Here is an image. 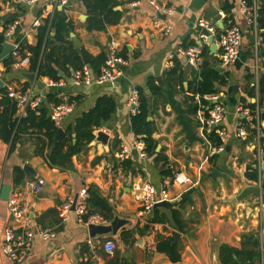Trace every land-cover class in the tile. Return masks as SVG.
<instances>
[{
	"label": "crops",
	"instance_id": "0c3cea01",
	"mask_svg": "<svg viewBox=\"0 0 264 264\" xmlns=\"http://www.w3.org/2000/svg\"><path fill=\"white\" fill-rule=\"evenodd\" d=\"M150 1L116 0L112 10L120 13L119 20L97 30L88 28L89 19L94 15L83 0H36L33 3L0 0V32L4 26L7 30L12 27L9 35L4 31L5 41L16 44L13 32L20 24L17 35L23 42L35 45L42 19L58 10L72 23L68 39L75 47L91 55L104 53L106 56L109 43L113 42L116 52L126 60L120 66V77L113 84H98L95 78L99 71L93 70H90L89 84H75L71 76L73 69L69 67V74L58 71L62 84L55 86L47 85L49 77H38L30 71L29 64L16 66L17 58L6 72L0 60V80H3L0 87L7 84L28 89L43 102L48 95L61 103L72 104V112L64 117L61 126L73 123L81 112L94 106L99 96L106 95L114 103L110 117L98 128L108 134L107 144L92 140L72 157L71 170L49 167L42 156L33 154L31 141L22 146L17 143L10 151V143L0 139V190L4 184L10 185L8 197L16 196L32 228L55 231V236L49 239L35 237L20 263L9 260L0 249V264H106L116 256L126 257L127 264H220L217 252L220 244L240 247L243 235L248 233L256 234L264 244V182L261 180L264 91L260 90V83L264 82V26H257V19L256 24L248 23L239 9L240 0H154L172 8L173 12L168 15L158 12ZM261 1L252 0V5L258 8ZM200 18L216 25L220 31L236 25L241 33L238 58L228 65H219L217 48L215 53L209 51L212 57L208 59L215 62L214 68L220 67L219 73L225 76V82L216 84V90L221 92L227 111L222 124L226 132L224 150L213 156L208 152L218 139L203 125L206 111L202 104L206 94L193 93L189 88L190 82L198 76L199 66L190 64L180 52L197 43ZM164 24L170 26L166 34L162 33ZM53 34L51 30L50 35ZM205 46L209 50V44L203 45V49ZM172 68L175 75L170 76ZM27 74L33 77L30 79ZM133 88L146 97L149 110L146 120L153 129L155 151L163 159L158 162L154 160L155 153L148 154L144 141L132 130L126 102ZM249 103L255 104L251 109H258V119L253 123L243 121L236 113L238 106ZM53 105L47 103L50 110ZM23 115L25 113L18 110L15 114ZM239 120L244 122L246 130L243 137L237 136ZM123 149L127 150L124 159L131 161L128 167L121 165ZM140 149L145 151L144 157L140 156ZM14 165H21L24 171L25 165L31 169V172L26 171L30 175L17 186L12 179ZM215 169L221 174H212ZM177 173L185 175L189 181L181 185L174 183ZM34 179L42 184L38 192L27 184ZM144 179L154 184L157 194L161 189L166 191L169 207H153L149 214L139 215L140 191L133 185ZM88 185L97 187L108 200L114 217L127 220L115 235L91 237L88 226L78 222L74 214L61 221L60 205L68 197L86 190ZM156 210L162 220L149 224L140 235L136 227L142 229ZM172 210H177L179 224L172 219ZM7 226L18 233L22 231L20 221L9 212L7 199L0 198V245ZM123 228L130 229L135 236L130 245L120 239ZM167 237H172L179 249L180 259L175 262L167 253L155 250L157 240ZM105 239H111L116 245L112 254L103 247ZM258 264H264V260Z\"/></svg>",
	"mask_w": 264,
	"mask_h": 264
},
{
	"label": "trees",
	"instance_id": "16d2710c",
	"mask_svg": "<svg viewBox=\"0 0 264 264\" xmlns=\"http://www.w3.org/2000/svg\"><path fill=\"white\" fill-rule=\"evenodd\" d=\"M261 1V0H260ZM90 13L94 15L89 19L88 28L103 30L108 23L117 22L120 18V13L112 10L117 2L116 0H83ZM248 5H252V0H247ZM99 15V16H98ZM257 26H264V2L261 1L257 8ZM72 28V23L67 19V16L62 12H55L42 19V23L37 27V42L35 45H29L21 40L20 35L14 37V42L17 44L18 52L21 57L29 53L30 71L38 77L46 76L53 80H58L60 76L58 71L69 74V67L72 69L81 68L85 63L82 55L87 60V66L90 70L98 72L105 60V54L99 53L91 55L83 49L75 47L72 40L68 39V33ZM4 26L3 32H0V51L3 42L5 41L4 31L7 30ZM54 30L53 36L50 31ZM218 31H220L218 29ZM203 61L199 65V73L192 82L189 88L193 93L204 95L217 91L216 84H223L225 76L219 73L214 68L213 61L208 58V47L203 49ZM15 58L10 53L7 57L1 59L5 66V72L15 62ZM175 75V68L169 72ZM151 91L154 90L152 81ZM261 92L264 91L263 80L260 83ZM60 104V100L48 96L46 101L40 102L38 108L32 109L27 107L25 115L15 116L17 107L14 100L8 95L6 87H0V139L5 143H10V151L14 149L18 143L22 146L25 142L31 141L34 146L33 154L42 156L47 165L51 168L60 170H71L73 168L72 157L82 152L84 147L90 143L93 138V132L99 127H102L113 109L114 103L112 98L103 95L99 96L91 108L81 112L73 123H68L65 126L56 125L50 118V109L47 103ZM254 103H249L247 106L253 108ZM147 100L144 95L139 94V106L136 114L131 115L132 130L137 137L144 141L145 151L148 154L155 153L154 160L156 162L163 160L159 152L155 151L156 141L151 137L152 127L146 120L148 115ZM263 116V115H262ZM59 128H62L63 135L55 139V135ZM122 166H130L129 159L121 161ZM30 174L23 170L21 165H14L12 169V179L14 185H19ZM85 205L89 213H98L107 221H111L114 217L112 206L108 200L104 198L97 187L88 185L86 188ZM177 210L171 211V217L179 224L177 218ZM157 210L153 215L146 219V224L142 229L137 228V232L141 235L144 229H147L149 224L160 222ZM120 239L125 245H130L135 241V236L130 229L123 228L120 232ZM155 250L165 252L170 256L171 261L180 259L179 249L172 237L157 240ZM218 261L220 264H258L260 260H264V244L262 245L258 236L254 233L243 235V241L240 247H234L228 244H220L217 249ZM129 261L126 257H113L106 264H127Z\"/></svg>",
	"mask_w": 264,
	"mask_h": 264
},
{
	"label": "built area",
	"instance_id": "2783aa9c",
	"mask_svg": "<svg viewBox=\"0 0 264 264\" xmlns=\"http://www.w3.org/2000/svg\"><path fill=\"white\" fill-rule=\"evenodd\" d=\"M25 3H33L36 0H22ZM56 1V0H54ZM64 1H61L63 3ZM155 9L165 15L173 12L172 8L159 5L154 0L150 1ZM54 2V7H55ZM240 11L246 16L248 23L256 24L257 19V8L253 5H248L247 0H240L239 5ZM197 43L180 49V52L187 57V61L195 66H199L203 61V45L208 44V35L213 37V41L218 50V63L220 66H226L229 63L235 61L239 55V47L241 41V33L236 25H231L223 31H218L216 25L210 24L204 19H198L197 21ZM12 27L7 30L6 35H9ZM170 26L167 24L163 25L162 33H168ZM203 30L206 32L204 33ZM12 56L17 60L16 66H26L29 64V54L21 57L18 52L17 44L14 45V49L11 51ZM126 60L116 52L115 45L113 42L109 43L108 53L106 54L105 60L101 65L99 72L96 75L95 81L98 84L117 82L122 71L120 66L125 64ZM72 81L75 84H89L91 81V71L83 65L81 68L73 69ZM62 84L61 80L49 79L47 85L55 86ZM8 95L14 100L17 110L20 113H25V109L30 107L32 109L40 106V97L33 96L28 89L21 90L14 88L11 85H5ZM127 107L131 115L136 114L139 106V93L136 88H133L127 98ZM202 107L206 111L205 119H203V125L208 132L211 130L215 133L216 142L209 150V155L213 156L224 150L226 132L222 126L224 120L227 117V111L222 100L221 92H212L204 95V103ZM72 112L71 103H60L53 105L50 111V118L56 125H60L61 121ZM243 121L253 123L254 120L258 119V109H251L248 106H238L236 108ZM240 121L237 124V136L243 137L246 135L244 128V122ZM257 123V122H256ZM258 128V126H256ZM138 145V144H137ZM146 155L143 149H140V156ZM121 159L126 158L127 150L121 151ZM263 164V162H262ZM261 180L264 182V173L261 175ZM174 183L181 185L189 181V178L181 173H177L173 177ZM30 189L33 191H40L42 184L34 179L27 182ZM133 188L140 191V211L139 215L144 216L151 212L154 204L160 201H167V193L164 189L156 192L154 184L144 179L140 183H135ZM86 190L82 189L75 200L74 197H68L59 207V217L61 221H66L71 214H74L77 221L85 225H106L108 221L98 213H89L85 205ZM74 204V208L73 207ZM7 205L12 218L19 220L21 223L22 231L20 233L10 226L5 227L3 232V239L0 245L1 253L5 255L9 260L20 263L24 257L28 254L32 247L33 239L40 237L42 239H49L55 236V231L49 228H38L30 226V218L24 213V210L15 195H10L7 199ZM260 234V233H259ZM91 239L88 240L90 242ZM103 247L107 253L112 254L116 248L114 241L111 239H105Z\"/></svg>",
	"mask_w": 264,
	"mask_h": 264
},
{
	"label": "water",
	"instance_id": "95a60500",
	"mask_svg": "<svg viewBox=\"0 0 264 264\" xmlns=\"http://www.w3.org/2000/svg\"><path fill=\"white\" fill-rule=\"evenodd\" d=\"M20 29V24H18L15 29H14V32L13 34L14 35H17L18 31ZM203 32L205 33L206 31L203 30ZM207 41H208V44H209V51L210 53H215L216 51V45L215 43L213 42V37L208 35V38H207ZM14 49V44L13 43H10L8 41H5L3 44H2V47H1V51H0V60L7 57L11 51ZM83 61L84 63H87V60L85 58V56H83ZM216 69L218 71H221V68L220 67H216ZM27 77H29L30 79L33 77L32 74H27L26 75ZM4 79V78H3ZM160 81V79H158ZM3 84V80L1 79L0 80V86H2ZM96 132V133H95ZM94 134V138L93 140H96V141H99L101 142L103 145H106L107 144V141H108V134L103 131L102 129L101 130H98L97 131L95 130L93 132ZM63 135V130L62 128H59L56 135H55V139L59 138L60 136ZM24 169L26 171H29L31 172V169L28 168V166H24ZM212 174H221L220 171L218 169H215L213 171ZM10 185L9 184H4L0 190V198L1 199H8V195H9V192H10ZM77 196H75V200H76ZM170 203L168 201H160L156 204H154V208L156 207H169ZM74 208V204H73V207ZM127 223V220L125 219H121L119 218L118 216H115L111 221L110 223L106 224V225H94V224H90L88 225V230H89V233H90V236L91 237H94L95 235H106V234H113L115 235L118 231V229L123 226L124 224ZM176 235V234H175Z\"/></svg>",
	"mask_w": 264,
	"mask_h": 264
},
{
	"label": "rangeland",
	"instance_id": "374dc122",
	"mask_svg": "<svg viewBox=\"0 0 264 264\" xmlns=\"http://www.w3.org/2000/svg\"><path fill=\"white\" fill-rule=\"evenodd\" d=\"M75 198V197H74Z\"/></svg>",
	"mask_w": 264,
	"mask_h": 264
}]
</instances>
